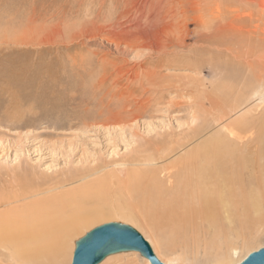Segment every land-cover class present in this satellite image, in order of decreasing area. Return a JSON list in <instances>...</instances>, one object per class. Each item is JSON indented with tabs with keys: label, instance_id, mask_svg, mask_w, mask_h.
Wrapping results in <instances>:
<instances>
[{
	"label": "rangeland",
	"instance_id": "1",
	"mask_svg": "<svg viewBox=\"0 0 264 264\" xmlns=\"http://www.w3.org/2000/svg\"><path fill=\"white\" fill-rule=\"evenodd\" d=\"M128 2L0 0V193L20 189L46 200L110 174L122 194L112 189L106 199L94 202L134 217L106 216L80 230L73 247L108 223L130 225L151 241L144 221L152 207L142 195L129 196L128 164L153 169L148 159L158 148L178 151L176 144H184L206 121L223 113L233 123L231 136L238 139V144L230 140L231 150L253 159L244 174L256 177L264 211V102L247 105L253 101L257 73L246 67L231 72L235 67L229 61L210 54L208 43L197 42L194 34L187 39L180 26L171 28L168 39L186 42L188 48L173 47L175 57L157 50L134 51L126 43L130 31L135 34L140 11ZM239 15H244L241 7ZM191 22V32L208 34L217 21L207 18L198 29ZM263 28L262 23L252 27L258 33ZM238 45L217 43L216 48L230 49L224 56L246 57V46ZM257 48L252 59L264 61V49ZM135 72L153 79L130 85L128 77ZM212 126L205 138L220 128ZM68 178L76 179L66 185ZM197 221L187 231L191 240L200 239L207 228ZM263 229L226 261L207 259L203 249L183 241L184 234L172 232L174 251L159 249V255L173 264H236L264 248ZM73 255L69 250L64 264H71ZM0 264H11L1 251ZM101 264L149 263L129 252Z\"/></svg>",
	"mask_w": 264,
	"mask_h": 264
},
{
	"label": "bare ground",
	"instance_id": "2",
	"mask_svg": "<svg viewBox=\"0 0 264 264\" xmlns=\"http://www.w3.org/2000/svg\"><path fill=\"white\" fill-rule=\"evenodd\" d=\"M128 1L134 8H139L140 15L135 19V34L132 36V31L130 35L127 33L130 36V41L125 38L127 46L134 51L157 50L160 54L175 57L170 52L173 47L188 48L186 42L174 43L168 39L171 28L180 26L182 35L187 39L194 34L197 42L208 43L210 54L229 61L235 67L229 69L231 72L246 67L249 72L257 73L252 84L253 101L247 105L264 102V61L252 59L258 52L257 47L264 49V28L260 33L252 29L257 23L264 25V0ZM240 7L244 12L242 16L239 15ZM194 14H197L196 17ZM212 17L217 22L211 27L210 33L191 32L190 20L198 29L207 18L211 20ZM217 43L229 47L242 43L248 54L246 57L224 56L230 49H218ZM224 75L220 74V78ZM142 79L153 78L152 75L140 76L136 72L128 77L130 85ZM229 120L223 113L212 121H206L194 137L184 144H176L180 153L158 148L157 154L148 159L153 169H147L146 166V170L132 169L131 164H128L131 167L126 173L129 196L142 195L151 205L152 209L144 221L151 241H146L165 264H173L170 260L165 262L159 255V249L168 253L174 251L168 232L184 234L183 241L186 244H194L197 249L204 250L207 259L219 262L236 256L240 244L247 246L253 243L264 226L263 203L259 191L254 187L256 177L244 174L253 159L241 151L231 150L230 140L238 144V139L231 136L233 123ZM213 124L220 127L219 130L205 138ZM14 163L16 160L11 164ZM157 163L164 164L158 166ZM75 179L68 178L65 183L74 182ZM112 189L116 192L117 188L108 174L46 200L34 199L32 193L20 189L0 193V251L9 258L11 264H64L68 251L72 255L75 252L72 243L80 230L82 232L88 225L110 215L134 218L129 213L98 207L94 202L106 199ZM148 220L150 224L146 223ZM197 220H201L207 228L202 229L205 231L200 239L191 240L187 231L196 227Z\"/></svg>",
	"mask_w": 264,
	"mask_h": 264
},
{
	"label": "water",
	"instance_id": "3",
	"mask_svg": "<svg viewBox=\"0 0 264 264\" xmlns=\"http://www.w3.org/2000/svg\"><path fill=\"white\" fill-rule=\"evenodd\" d=\"M136 252L151 264H165L134 227L122 223L99 226L76 242L71 264H100L107 257ZM239 264H264V248L249 254Z\"/></svg>",
	"mask_w": 264,
	"mask_h": 264
}]
</instances>
